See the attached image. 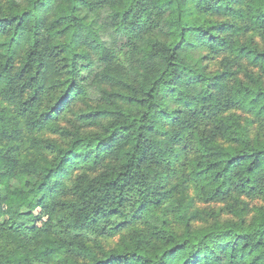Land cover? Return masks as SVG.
<instances>
[{
	"label": "trees",
	"instance_id": "16d2710c",
	"mask_svg": "<svg viewBox=\"0 0 264 264\" xmlns=\"http://www.w3.org/2000/svg\"><path fill=\"white\" fill-rule=\"evenodd\" d=\"M0 264H264V0H0Z\"/></svg>",
	"mask_w": 264,
	"mask_h": 264
},
{
	"label": "rangeland",
	"instance_id": "374dc122",
	"mask_svg": "<svg viewBox=\"0 0 264 264\" xmlns=\"http://www.w3.org/2000/svg\"><path fill=\"white\" fill-rule=\"evenodd\" d=\"M24 169H26V170H32L33 168H34V166L32 165V166H29V165H27L26 164V162L24 161ZM112 244V243H111Z\"/></svg>",
	"mask_w": 264,
	"mask_h": 264
}]
</instances>
